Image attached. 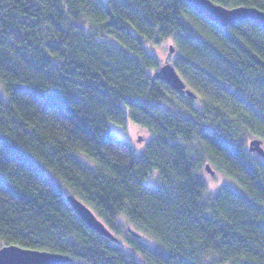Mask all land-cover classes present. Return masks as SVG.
Masks as SVG:
<instances>
[{"label":"trees","instance_id":"16d2710c","mask_svg":"<svg viewBox=\"0 0 264 264\" xmlns=\"http://www.w3.org/2000/svg\"><path fill=\"white\" fill-rule=\"evenodd\" d=\"M212 1L264 11V0ZM166 41L196 97L158 72L149 47ZM128 121L149 132L143 148L112 134ZM252 138L264 141L254 20L222 26L186 0H0V248L69 257L58 264H264ZM205 159L236 187L210 192Z\"/></svg>","mask_w":264,"mask_h":264},{"label":"water","instance_id":"95a60500","mask_svg":"<svg viewBox=\"0 0 264 264\" xmlns=\"http://www.w3.org/2000/svg\"><path fill=\"white\" fill-rule=\"evenodd\" d=\"M186 1L198 13L222 26L233 24L241 19H252L264 28V11L257 7L247 5L226 7L212 0ZM174 52L175 48L173 45H170L168 55L158 72L164 81L175 91L183 95L196 97L195 92L187 87L186 81L179 74L171 60ZM249 148L264 156V141L262 139L252 138L249 142ZM205 169L211 174L215 173L210 163L205 165ZM67 199L79 217L90 227L96 229L101 234L117 239L90 206L73 194L68 195ZM68 258L64 254L25 248L16 244L5 245L0 248V260H3L4 264H58L67 261Z\"/></svg>","mask_w":264,"mask_h":264},{"label":"rangeland","instance_id":"374dc122","mask_svg":"<svg viewBox=\"0 0 264 264\" xmlns=\"http://www.w3.org/2000/svg\"><path fill=\"white\" fill-rule=\"evenodd\" d=\"M168 41L161 44V46H150L149 49L152 50L157 56L160 58V61H164L168 55ZM189 88V87H188ZM112 134L115 137L125 139L132 143L136 148L141 149L145 146L147 138L150 137V134L147 130L143 129L141 126L129 122L123 125L113 126ZM251 139L246 141V144L249 145ZM138 151V150H137ZM139 152V151H138ZM205 163H210L208 159H205ZM212 169L215 170L214 174H211L209 171L205 169V167L201 170V176L205 179L207 188L210 192H217L219 188L225 184L236 187V182L226 173L219 170L215 165L211 164Z\"/></svg>","mask_w":264,"mask_h":264},{"label":"snow or ice","instance_id":"6c2138e0","mask_svg":"<svg viewBox=\"0 0 264 264\" xmlns=\"http://www.w3.org/2000/svg\"><path fill=\"white\" fill-rule=\"evenodd\" d=\"M0 264H4V261L3 260H0Z\"/></svg>","mask_w":264,"mask_h":264}]
</instances>
